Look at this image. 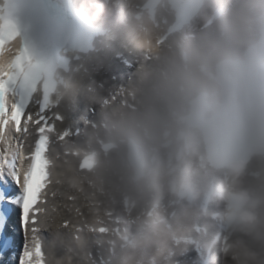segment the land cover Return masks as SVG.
Segmentation results:
<instances>
[{"label": "clouds", "instance_id": "obj_1", "mask_svg": "<svg viewBox=\"0 0 264 264\" xmlns=\"http://www.w3.org/2000/svg\"><path fill=\"white\" fill-rule=\"evenodd\" d=\"M205 5L165 0L140 19L129 9L124 40L149 58H141L123 99L104 106L102 129L89 134L90 144L102 139L111 148L65 146L75 155H48L38 227L67 231L70 251L85 246L82 225L101 222L98 207L89 208L87 225L58 211L52 197L74 192L76 201L126 204V223L136 230L110 241L118 264H170L174 251L195 248L218 249L225 264H264V0ZM78 11L98 26L115 8L112 0H81ZM22 47L18 41L0 52V74ZM25 71L54 80L53 105L75 95L69 68Z\"/></svg>", "mask_w": 264, "mask_h": 264}, {"label": "bare ground", "instance_id": "obj_2", "mask_svg": "<svg viewBox=\"0 0 264 264\" xmlns=\"http://www.w3.org/2000/svg\"><path fill=\"white\" fill-rule=\"evenodd\" d=\"M214 4L215 0H213ZM144 13L140 14V18ZM136 14H138V11H136ZM110 21L115 22V30L119 35L118 40L113 43L110 42L108 45H103L101 51L92 58V61L85 64V69L82 72L72 73L73 82L76 86L75 95L60 104L58 111L64 114V121L59 123L61 130L63 131L67 127L81 128L83 135H77L74 139H69L67 142L64 141L65 143L57 145L55 148L59 153L65 149V146L72 149L84 148L87 142L89 145L96 147V144H90L88 141L89 134L94 127L87 123L86 120L100 124V129H102L104 106L123 99L132 83L133 75L141 58H149L146 53L134 49L124 40V31L128 23L127 11H114ZM118 55H122L123 60L129 63L118 59ZM107 100H110V102L106 103ZM91 108L95 109V114L92 113ZM75 195L74 192L66 196L58 194L56 199L59 205L58 211H61L68 220H71L73 215H75L76 220H82L83 222L86 219L90 220V207H98L102 214L108 206L112 205L104 198H100L97 201L87 199L76 201L73 199ZM73 204H75V207H72ZM113 207L116 206L113 204ZM119 213L123 217L124 212ZM66 223H68L67 220L65 221ZM68 227H70L69 224L65 225L66 229ZM129 230L134 232L136 226L131 225ZM81 233L85 240L84 248L70 251V240L72 237L67 231L53 235L50 231L42 230V236L47 243L49 261L52 264H55L57 260H63L64 264H69V262L70 264H90L91 262L100 263L106 259L107 264H118L115 248L113 253H110L106 243H98L95 236L88 231H81ZM191 256L190 252L181 253L180 251H174L169 258V262L170 264H193ZM215 257L216 259L212 264H225L221 254ZM108 258H110L109 261ZM228 264H231V262L229 261Z\"/></svg>", "mask_w": 264, "mask_h": 264}, {"label": "snow or ice", "instance_id": "obj_3", "mask_svg": "<svg viewBox=\"0 0 264 264\" xmlns=\"http://www.w3.org/2000/svg\"><path fill=\"white\" fill-rule=\"evenodd\" d=\"M6 27L14 29L15 25L10 22ZM11 92L9 82L0 101V126L6 128L11 122L16 126V133H20L27 112L21 102L9 105ZM43 143L38 141L31 167L23 175L18 171L17 153L0 148V264H39L35 257L41 255L40 247L37 244L34 251L29 249L28 232L29 225L36 223L33 214L48 184Z\"/></svg>", "mask_w": 264, "mask_h": 264}, {"label": "rangeland", "instance_id": "obj_4", "mask_svg": "<svg viewBox=\"0 0 264 264\" xmlns=\"http://www.w3.org/2000/svg\"><path fill=\"white\" fill-rule=\"evenodd\" d=\"M93 108H91L90 110H92Z\"/></svg>", "mask_w": 264, "mask_h": 264}]
</instances>
